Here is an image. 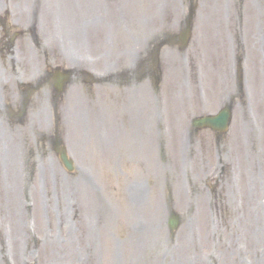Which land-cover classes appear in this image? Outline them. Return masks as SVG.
<instances>
[{
  "label": "rangeland",
  "instance_id": "1",
  "mask_svg": "<svg viewBox=\"0 0 264 264\" xmlns=\"http://www.w3.org/2000/svg\"><path fill=\"white\" fill-rule=\"evenodd\" d=\"M18 1L19 5L25 2L0 0V14L7 10L9 13L7 21L0 17V37L5 32L4 22L10 35L19 31L27 34L16 42L20 61L23 62L27 49L30 56H35V67L49 54L52 60L55 56V66L60 68L70 67L72 62L67 59L76 57L87 58L85 63L91 64V55L96 53L102 38L101 29L89 27L96 21V13L87 15V25L81 15L77 23L63 19L71 29L67 40L76 43L75 49L70 50L66 43L65 47L56 45L60 40L49 33L51 24H41L43 11H39L34 25L41 42L37 49L23 28L28 14L19 11L17 15ZM113 1L121 4L124 16L127 7L129 11L133 7L129 0ZM149 2L150 12L141 15L153 24V42L169 33L176 34L172 28L178 29L177 17L185 19L193 6V0ZM138 3L137 0L135 4ZM241 9L242 22L235 16ZM136 13L135 10V20ZM193 26L191 43L195 46L191 44V50L196 55V36H201L197 44L200 55L204 48L209 53L198 65L199 101L196 107L191 101L187 107L183 105L181 84L189 96L187 57L192 54L172 49L164 89L168 114L174 107L184 112L215 110L219 95L233 89L236 76L235 52L229 48L232 40H213L216 30L229 37L232 34L234 43L245 45L249 39L252 52L248 50V58L252 68L254 64L261 71L258 80L256 70L246 94L232 99L236 107L228 136L221 142L208 133L210 139L207 135L201 137V149L206 154L204 167L197 166L192 156L196 150L194 137L191 147L187 146L189 152L169 136L166 145L158 139L160 144L152 140L141 148L136 143L117 145L104 153L85 140V145L83 141L76 142V152L73 143V152L67 144L74 161L83 169L69 175L59 164L54 146L49 144V148L46 141L34 135L37 127L52 125L53 109L47 88L38 94H42L39 105L34 103L29 110L35 109L36 113L27 112L26 125L14 126L15 131L11 132L6 122L10 117L9 91L0 81V264H264V0H205L196 11ZM136 27L144 30L137 23ZM90 35L96 38L92 42ZM137 35L144 37L143 32ZM168 51L169 48L162 50L161 61L167 60ZM10 58L8 50H0V80L7 79ZM178 58L175 70L172 63ZM133 64L130 58L128 65ZM213 64L218 73L214 72L207 82L205 72L214 71ZM195 65L196 60H191V74ZM248 72L247 68V75ZM32 75L21 72L20 78ZM153 79L154 84L160 82L155 76ZM161 91L163 95V86ZM17 99L18 96L15 102ZM76 114L67 108L64 118L61 112L68 135L72 132L70 120L75 122ZM157 129L161 130L159 126ZM171 129L175 131V122L170 116V133ZM230 157L227 167L220 163V158L228 162ZM138 190L139 197L135 198ZM169 209L183 219L175 235L170 234L167 225Z\"/></svg>",
  "mask_w": 264,
  "mask_h": 264
},
{
  "label": "bare ground",
  "instance_id": "2",
  "mask_svg": "<svg viewBox=\"0 0 264 264\" xmlns=\"http://www.w3.org/2000/svg\"><path fill=\"white\" fill-rule=\"evenodd\" d=\"M64 5H65V1L64 0H49V3H47L45 6H46V8L48 6H51L55 10V12H57V14L60 16L65 11V9L63 8ZM68 6H69V4L65 5L66 9L68 8ZM60 21H62V20H60ZM67 31H69V28L65 26L63 33L65 34ZM67 46H69L70 49L71 48L75 49L76 43L74 41H68ZM138 193H139V190H138L137 195H136L135 198L139 197Z\"/></svg>",
  "mask_w": 264,
  "mask_h": 264
},
{
  "label": "water",
  "instance_id": "3",
  "mask_svg": "<svg viewBox=\"0 0 264 264\" xmlns=\"http://www.w3.org/2000/svg\"><path fill=\"white\" fill-rule=\"evenodd\" d=\"M66 160V159H65Z\"/></svg>",
  "mask_w": 264,
  "mask_h": 264
}]
</instances>
